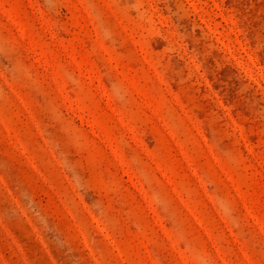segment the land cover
Masks as SVG:
<instances>
[{
    "label": "rangeland",
    "instance_id": "1",
    "mask_svg": "<svg viewBox=\"0 0 264 264\" xmlns=\"http://www.w3.org/2000/svg\"><path fill=\"white\" fill-rule=\"evenodd\" d=\"M0 264H264V0H0Z\"/></svg>",
    "mask_w": 264,
    "mask_h": 264
}]
</instances>
